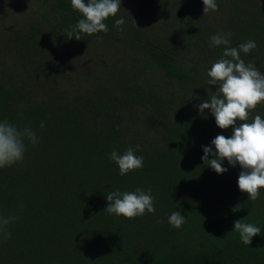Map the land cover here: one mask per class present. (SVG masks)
<instances>
[{"label":"trees","instance_id":"trees-1","mask_svg":"<svg viewBox=\"0 0 264 264\" xmlns=\"http://www.w3.org/2000/svg\"><path fill=\"white\" fill-rule=\"evenodd\" d=\"M36 4L42 11L41 20L37 19L43 22V28L33 25L13 33L10 48L33 64L36 59L52 63L45 76L37 72L31 76L56 79L58 64L52 61L53 52L49 50L62 45L67 39L66 31L82 16L73 10L70 0H37ZM33 11L39 13L36 8ZM116 19L117 16L109 17L105 21L108 32L82 35L81 39H112L119 32L114 27ZM245 23L249 31L239 42H257L258 24L249 19ZM2 67L8 68L1 66L0 70ZM7 75V80L0 79V120L6 118L19 128L31 127L39 141L35 145L26 141L24 160L0 169V208L13 209L18 221L26 216L29 220L40 215L57 218L59 226H70L85 235L89 238L82 242L85 264H264L263 205L248 200L247 194L239 190L238 165L233 168L224 160L222 167L228 171L217 174L201 159L204 146H210L217 135L229 137L232 129L222 130L213 122L188 116L164 104L155 93L157 82L178 90L194 84L167 50L146 48L141 61L126 70L121 84L111 82L107 89L103 87L112 106L120 105L131 113L156 116L170 123L161 147H145L108 132L78 134L77 127H71L76 124L71 114L77 118L79 115L75 110L70 115L61 111L50 87L38 102L25 99L21 89L12 83L11 75ZM92 104L85 102L80 107L82 114L90 109L99 111ZM136 145L140 146L136 155L144 158L143 167L122 176L108 156L113 150L123 154ZM36 152L42 153L46 161L35 157ZM140 177L167 186L177 196L164 202V211L155 199L162 220L154 237L142 243L133 240V220L103 211L108 206L109 192L134 191L137 187L154 190V183L146 185ZM173 211H180L186 218L179 229L168 223ZM237 220L261 228L251 244H243L233 231Z\"/></svg>","mask_w":264,"mask_h":264},{"label":"rangeland","instance_id":"rangeland-1","mask_svg":"<svg viewBox=\"0 0 264 264\" xmlns=\"http://www.w3.org/2000/svg\"><path fill=\"white\" fill-rule=\"evenodd\" d=\"M36 1L0 0V67H8L1 68L0 79H8L9 73L23 97L33 98L36 102L50 87L61 111L70 115L75 110L79 115L77 118L71 114L76 123L71 127L76 126L78 134L108 132L145 147L163 145L165 131L170 127L166 119L131 113L120 105L112 106L103 90L111 82L121 84L126 70L141 61L146 48L167 50L176 65L194 81L186 90L157 82V92L153 91L160 101L188 116H198L214 124L215 118L209 110L202 115L198 107L217 87L207 84V71L221 57L222 47L210 46L211 36L230 32L232 46L238 47L239 40L249 31L245 20L257 23V47L248 55L241 53V58L264 72V0H217L218 11L206 15L203 14V0H121L116 16L125 20L122 32L106 40L65 39L62 45L55 46L57 50H49L53 52L50 53L52 61L58 64L57 78L47 80L37 74L31 76L35 72L45 76L52 63L46 61L45 64L36 59L35 65L28 57L17 56L19 53L14 54L16 51L10 48L9 41L13 33L25 27L43 28V22L38 20H41L39 14L42 11L37 8ZM186 5L194 16L190 15ZM35 8L39 13H34ZM144 88L147 90L146 86ZM85 102L93 103L99 111L90 109L82 114L80 107ZM255 115L264 118V103L250 113V119ZM231 135L229 133V137ZM34 155L46 161L42 153ZM140 179L146 185L154 183L151 192L156 194L155 199L161 203L163 211L164 202L171 197L177 198L167 186L145 177ZM257 201L264 207V189ZM0 215L15 216V213L13 209L0 208ZM162 216L156 208L155 214L130 219L136 229L133 240L142 243L154 237ZM57 221L46 215L36 216L34 220L27 216L16 220L10 227L11 237L0 238V264H85L87 257L82 242L89 238L70 226L60 225L62 229Z\"/></svg>","mask_w":264,"mask_h":264},{"label":"clouds","instance_id":"clouds-1","mask_svg":"<svg viewBox=\"0 0 264 264\" xmlns=\"http://www.w3.org/2000/svg\"><path fill=\"white\" fill-rule=\"evenodd\" d=\"M70 3L82 18L66 31L67 40H81L82 35L108 32L105 21L109 17H116L121 8V0H70ZM203 5L204 15L218 11L217 0H203ZM124 25V18L115 20L117 30L122 32ZM97 39L101 40L102 37L98 36ZM209 43L212 47H222V55L207 71V84L217 87L207 100L199 104V112L203 115L205 110H209L217 127L222 130L231 128L232 135H217L210 146L203 147L201 159L217 174L228 171L222 167L224 160L233 168L239 165L242 170L238 176V188L247 194L248 200L254 202L264 189V118L255 115L250 119V113L264 103V72L253 63H245L241 53L250 54L257 44L254 40H248L233 47L230 32L212 35ZM44 126L42 121L40 129L43 130ZM26 141L33 145L38 143L35 130L31 127L19 128L6 118L0 120V169L24 160ZM139 149V145L128 147L123 154L113 150L108 158L118 166L120 175H127L143 167V156L136 155ZM209 156L213 158L209 159ZM106 200L108 206L103 211L127 219L156 212L151 189L137 187L134 191L115 190L107 194ZM17 219L15 216L0 215V238L6 240L11 237L10 227ZM168 223L179 229L186 223V218L180 211H173ZM233 231L239 234L243 244L249 245L254 236L260 235L261 228L237 220Z\"/></svg>","mask_w":264,"mask_h":264}]
</instances>
